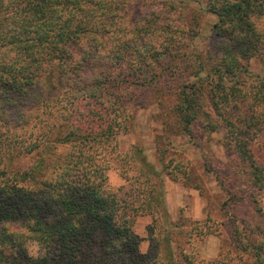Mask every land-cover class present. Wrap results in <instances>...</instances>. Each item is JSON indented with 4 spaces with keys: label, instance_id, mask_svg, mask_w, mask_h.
<instances>
[{
    "label": "trees",
    "instance_id": "trees-1",
    "mask_svg": "<svg viewBox=\"0 0 264 264\" xmlns=\"http://www.w3.org/2000/svg\"><path fill=\"white\" fill-rule=\"evenodd\" d=\"M128 1L0 0V264L190 262H151L133 232L139 215L166 213L164 149L163 172L143 158V180L123 169L127 186L109 188L114 161L127 164L119 138L144 92L158 95L165 132L226 129L235 178L224 186L244 202L264 193V81L248 99L241 82L264 55V0H207L218 19L209 61L192 44L199 10ZM247 231L244 247L264 264V242L251 241L261 233Z\"/></svg>",
    "mask_w": 264,
    "mask_h": 264
},
{
    "label": "rangeland",
    "instance_id": "rangeland-1",
    "mask_svg": "<svg viewBox=\"0 0 264 264\" xmlns=\"http://www.w3.org/2000/svg\"><path fill=\"white\" fill-rule=\"evenodd\" d=\"M175 1L189 3L200 11L199 36L192 44L209 61L217 17L208 12L207 0ZM262 81L264 55H258L250 60L249 72L241 77L242 86L249 92L245 95L247 99L253 96L251 92L258 90ZM155 100H160L155 90L138 96L131 127L119 138V149L127 157V164L123 166L114 161L108 172L109 188L118 191L127 186L121 173L123 169L143 180L140 171L146 170L141 159L145 158L160 172L159 149L166 151L163 161L170 174H162L160 182L166 213L161 209L155 217H136L133 232L140 240L139 252L151 262L163 263L169 258L180 261L184 259L181 254H186L190 255V262L185 264H253L254 255L249 251L252 247L244 245L248 242L247 229L261 233L260 237L252 238V242H264V193L258 192L255 203L251 199L244 202L235 193V197H231V186H224V176L235 178L229 167L231 154L224 147L226 129L213 134L196 131L193 139L165 132L159 117L161 110ZM248 104L256 106L254 99ZM261 141L264 142V137ZM65 152L66 148L60 146L58 154ZM257 157L260 162L264 161V149L259 150ZM32 162L33 159L28 157L17 163L24 166ZM238 180L242 181L240 177Z\"/></svg>",
    "mask_w": 264,
    "mask_h": 264
}]
</instances>
